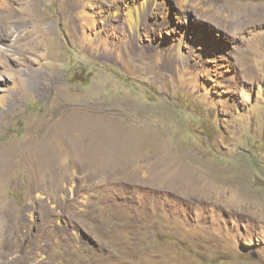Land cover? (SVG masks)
I'll return each instance as SVG.
<instances>
[{"label":"rangeland","instance_id":"374dc122","mask_svg":"<svg viewBox=\"0 0 264 264\" xmlns=\"http://www.w3.org/2000/svg\"><path fill=\"white\" fill-rule=\"evenodd\" d=\"M0 16V264H264V0Z\"/></svg>","mask_w":264,"mask_h":264},{"label":"bare ground","instance_id":"6f19581e","mask_svg":"<svg viewBox=\"0 0 264 264\" xmlns=\"http://www.w3.org/2000/svg\"><path fill=\"white\" fill-rule=\"evenodd\" d=\"M30 7V6H29ZM36 7H31L28 9V14L30 15H34L33 17L36 16ZM135 11V12H134ZM148 12V11H147ZM10 14V13H9ZM126 14H128V19L130 21V24L134 23V21H136V10H129ZM10 16V15H9ZM3 20V22L1 21ZM13 22V20H11L9 17L7 16H0V30L1 31H4V36L3 37H6V38H9L11 37L14 32H15V29H11V23ZM136 23V22H135ZM132 27V26H131ZM42 33V32H41ZM32 35V34H31ZM68 122V121H66ZM72 123L74 124V122H70L69 125L72 126ZM77 125H84V123H81L79 122ZM6 154H3L1 157H0V167L3 166V165H7L9 163V160L10 159H4L3 157H5ZM9 157V156H8ZM1 170V168H0Z\"/></svg>","mask_w":264,"mask_h":264},{"label":"water","instance_id":"95a60500","mask_svg":"<svg viewBox=\"0 0 264 264\" xmlns=\"http://www.w3.org/2000/svg\"><path fill=\"white\" fill-rule=\"evenodd\" d=\"M251 255H252L254 258L256 257L255 253H252V252H251Z\"/></svg>","mask_w":264,"mask_h":264},{"label":"trees","instance_id":"16d2710c","mask_svg":"<svg viewBox=\"0 0 264 264\" xmlns=\"http://www.w3.org/2000/svg\"><path fill=\"white\" fill-rule=\"evenodd\" d=\"M249 254H250L251 257H253V256L251 255V253H249ZM253 258H254V257H253Z\"/></svg>","mask_w":264,"mask_h":264}]
</instances>
